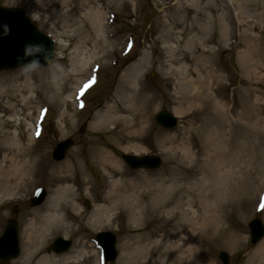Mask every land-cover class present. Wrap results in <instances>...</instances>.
Wrapping results in <instances>:
<instances>
[{
    "label": "rangeland",
    "instance_id": "374dc122",
    "mask_svg": "<svg viewBox=\"0 0 264 264\" xmlns=\"http://www.w3.org/2000/svg\"><path fill=\"white\" fill-rule=\"evenodd\" d=\"M0 6L21 10L38 30L55 42L54 56L44 67L0 70V94L7 95L9 100H3L10 103L7 108L13 109V112L0 110L7 121L2 131L9 132L10 137L29 147L27 158L34 164L24 179L7 176L2 181L12 189L4 193L0 188V235L7 221L15 219L20 251L15 259L0 264H19L27 234L24 227L61 184L57 178L60 174L71 177L67 184L72 186V199L65 205L67 208L61 207L65 208L63 216L71 221L55 226L43 251L48 253L47 246L55 237L71 239L72 245L67 252L81 251L83 255L72 258L68 254L70 258L65 259L66 264H103L100 249L93 242L95 234L103 230L113 232L117 238V257L113 264H126L122 253L128 251L130 241L141 233L151 235V241L170 229L181 217V211L199 207L197 194L204 191L203 187L210 194L208 200L212 209V204L221 202L217 208L224 217L225 228L221 241L211 237L201 244L204 261L223 264L218 253L225 252L229 264H250L252 252L264 242L263 237L252 244L247 227L254 217H259L264 224V0H202L200 4L196 0H0ZM91 8L105 13L104 34L112 35L110 40L117 44L106 58L91 59L85 65L86 54H98L103 50L97 42L99 37L88 29L85 12ZM196 9L200 12L197 20L194 17ZM108 11L113 12L112 18ZM223 14L227 33L222 37L218 17ZM199 22L202 29L198 27ZM183 24L187 30L180 29ZM192 37L210 41L211 55L207 57L215 72L209 90L201 94L204 97L209 93L207 103L204 98L192 99V104L181 98L182 103L178 102L175 85L181 76L171 69L169 58L174 46L181 48L185 39ZM189 48L181 52L198 55L192 44ZM179 55L180 52L177 58ZM139 61L143 62V67L135 89L153 99L152 110L147 116L148 129L139 143L141 149L123 151L112 140H103L107 136L103 134L105 131H93L91 123L94 114L104 109L121 84L130 81ZM178 64L171 65L177 68ZM93 76L94 81L78 98L77 89ZM27 82L31 84L29 88H26ZM3 90L6 93L2 94ZM41 108L44 109L42 115L39 114ZM160 110H167L179 118L173 129H164L155 122V114ZM83 123L85 127L79 132ZM37 127H40L39 133ZM68 137L73 146L61 161L53 160V148ZM92 139L105 141L121 163L124 175L111 178L95 166L89 154ZM0 144L4 155L10 151L4 140ZM213 150H222L223 155H213ZM122 154H156L161 158V165L151 171L130 169L122 160ZM77 164L80 171L75 174L74 165ZM159 177L168 180L165 186L175 180L185 190V193L179 192L183 195L181 201H195V206L188 209L183 205L171 220L168 216L169 211H173L171 205L155 208L157 194H146L142 190L138 199L145 210L139 221H132L122 201L121 205L111 207V200L104 198L111 179H122L119 190L131 192V186L138 180ZM40 187L46 189V199L33 207L29 200ZM85 200L89 208L84 206ZM13 206L18 208L16 215L12 214ZM100 206L105 210L97 209ZM66 209L76 214V220ZM95 211L103 215L100 224H90ZM252 263L257 264V260Z\"/></svg>",
    "mask_w": 264,
    "mask_h": 264
},
{
    "label": "bare ground",
    "instance_id": "6f19581e",
    "mask_svg": "<svg viewBox=\"0 0 264 264\" xmlns=\"http://www.w3.org/2000/svg\"><path fill=\"white\" fill-rule=\"evenodd\" d=\"M122 1L128 2V0ZM179 1L180 0H177V2ZM196 1L200 4L202 0ZM197 8L199 7L197 6ZM199 9H196L194 13V17L196 18H194L195 20H197V15H200ZM107 13L113 16L112 11H108ZM104 14L105 13L101 10L94 8L85 12V18L88 21L89 31H92L96 37H99L97 42H99L103 47V50H101L102 53L100 52L96 54L93 52V55L91 53H89L90 55L86 54L87 58L84 60L85 65H88L91 59L93 60L99 57L98 60H102L103 58H106V54L109 51L114 50V46L117 44V41L113 42L110 40L112 35L104 34V28L106 27L102 24ZM225 17L226 16H224V14L222 17H218L219 31L222 37L227 33V23H225ZM107 23L110 24L109 21H107ZM198 27L202 29L203 25L199 22ZM180 29L187 30L184 24ZM94 39L96 40V38ZM209 43V40L201 41L197 37H192L186 38L185 44H183L181 48L178 46H174L172 48L174 50H172L173 52L169 58L170 66L173 71L181 76L180 81L176 82L175 85L176 92L179 94V103H182L180 98L182 100L185 99L192 104V99L200 101L204 98V100H206L207 95L209 96L208 93L204 97H201L202 93L206 92L207 89L209 90L210 79L215 72L213 68L211 69V60L207 57L211 55L210 48L208 47ZM190 44L195 47L198 55L196 54L195 56H191L193 52L191 55L181 52L184 49L190 50ZM107 46L109 47L105 49ZM179 52L180 55L177 58V54ZM74 58H76V56ZM177 63H179L177 68L171 65ZM142 67L143 62L139 61L136 64V67H134L130 81L125 80V82L121 84L118 93H116L112 100L105 105L102 111H98L94 114L92 119L93 121L91 123V129L93 131H105L103 134L107 136H104L103 140H112L114 144L122 148L123 151H139L141 149L139 143L142 140V134L146 131V129H148L147 116L149 115L148 113L150 110H152L153 99L146 98L144 94L141 93L140 89H135V86H137L140 82L139 78L141 76ZM82 69L83 68H80L79 70L83 71ZM29 85L31 84L27 82L26 88H29ZM6 89L9 91V88ZM18 92L21 93V90ZM4 93H6L5 90H3L2 94ZM13 97L14 95H12V98ZM3 99L9 100L7 95L2 96L0 94V110L3 109L2 112L7 110L13 112V109L7 108L10 103H7ZM23 100L25 102L29 101L27 98H23ZM209 100H211V98H209ZM207 102L208 99L206 103ZM219 105L222 106V104ZM178 110H180V108ZM3 120L4 118L0 115V143L4 140L10 151L4 155L0 144V162L4 163L3 165L0 164V188L1 190H4V193H9L11 192L12 187H7L4 183H2V181L7 176H9V178L11 177L19 180L24 179L26 173L31 172L34 164L32 163V160L27 158L29 154V147L23 146L17 138L14 139L12 136L10 137L9 132L2 131L7 123L6 120ZM91 142L93 145L89 150V154L93 158L95 166L102 171L103 174H109L111 178H115L117 174L124 175L121 163L115 158L116 155L105 144V141L97 142L92 139ZM215 154L217 156L223 155L222 150H219V152L213 150V155ZM74 168L75 174L78 173V170L80 171L78 164L74 165ZM57 178L61 184H59L56 189L52 191L51 195L48 197V201L46 203L43 202L45 206L33 213L32 219L29 220L24 227V231L26 230L27 234L26 237H24V250L22 256L20 257L19 264H66L65 259L70 258L69 255H72V258L78 256L82 257L83 255L81 251H66L63 255L58 256L51 254L50 252L45 253L43 251L44 244L56 228L55 226L67 225V223L71 221L70 218L63 216L62 211L65 208H61L62 206L69 205V201L72 199V192L70 191L72 186L67 184L71 181V177L69 175L60 174ZM121 181L122 179H111L109 190H107L104 198L105 200H111V207H116L117 204L121 205L122 201V204L125 209L128 210L132 221H139V219L143 216L142 212L145 210V206L138 199V194H140L142 190L145 191L146 194H152L153 192L157 194L155 197V208L162 209L171 205L170 210L173 211H169L168 215L171 220H174L177 215V211L180 212L183 205L186 204L188 209L195 206V201H192L194 203L181 201L183 195L179 192L183 191L185 193V190L182 189V187H180L181 185H178L173 179L170 180V184L166 186L164 184L168 180L164 177L147 180L141 179L138 180V182L133 183L131 186V192L129 190H119V184ZM84 183H86L85 178ZM139 186H141V188ZM132 188L136 190H133ZM138 188L140 189L138 190ZM203 190L204 191L197 194L200 198V200L197 201L199 203V207H196V209L192 208L190 211H181V217L175 221L174 224H172L170 229H165L163 234L156 235L150 241V238H152L151 235L141 233L138 238L136 237L133 241H130L128 251L122 253V256L126 257L125 263L209 264L207 259L204 261L205 256L202 254L203 251L201 247L203 243L208 242L211 237L215 238L216 241H221L223 238L222 236H224L225 233V228L223 226L224 217L217 208V205H220L221 202L218 200L216 204H212L213 209H215L213 211L208 200L210 194L205 191V187H203ZM65 207L67 208L68 206ZM97 209L102 211L105 210V207L100 206ZM66 210L70 211L69 209ZM95 212L96 214H91L93 218L90 221V224H97V222L100 224L102 222L99 219L101 217L103 218V215L99 213V211ZM70 213L73 214L72 211H70ZM73 215L75 218L74 220H76V214ZM171 238L173 239L172 241H170ZM255 260H257V264H264V242L259 243L256 249L252 252L251 259L249 261L250 264H253L252 262Z\"/></svg>",
    "mask_w": 264,
    "mask_h": 264
},
{
    "label": "water",
    "instance_id": "95a60500",
    "mask_svg": "<svg viewBox=\"0 0 264 264\" xmlns=\"http://www.w3.org/2000/svg\"><path fill=\"white\" fill-rule=\"evenodd\" d=\"M5 23L10 26L11 32L7 37L0 36V70L26 66L34 58L38 59L40 63L38 67H44L49 63L53 55V42L47 35L39 31L21 10L0 6V32L3 31L2 26ZM26 43H42L46 49V55L38 53L35 56L23 57L24 45ZM18 57L22 59H18ZM155 121L164 128H172L175 126L177 119L169 112L163 110L156 114ZM80 131H83V126L80 128ZM71 145L72 140L70 139L59 142L53 151V158L61 160ZM122 158L131 168L155 169L160 165V159L155 155L142 157L123 155ZM44 195V190H38L31 203L33 205L39 204L43 200ZM16 212L17 208L14 207L13 213ZM248 226L252 242H257L264 233L261 221L254 219ZM97 241L100 244L104 260L113 262L116 251L115 239L112 233H99ZM69 245L70 242L68 240L56 238L52 245L48 247V251L63 252L69 248ZM18 252L17 223L10 220L0 236V262L5 263L15 258ZM219 258L224 264H228V256L225 252H221Z\"/></svg>",
    "mask_w": 264,
    "mask_h": 264
},
{
    "label": "clouds",
    "instance_id": "9594fccd",
    "mask_svg": "<svg viewBox=\"0 0 264 264\" xmlns=\"http://www.w3.org/2000/svg\"><path fill=\"white\" fill-rule=\"evenodd\" d=\"M3 31L0 32V36L7 37L10 35L11 29L8 24H4L3 26ZM38 53H43L46 55V49L44 48V45L42 43H26L24 45V52H23V57H28V56H35ZM18 59H22L21 57H18ZM39 61L38 59H32L30 63H27L26 66L29 70L35 69L39 66Z\"/></svg>",
    "mask_w": 264,
    "mask_h": 264
}]
</instances>
